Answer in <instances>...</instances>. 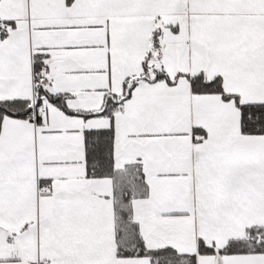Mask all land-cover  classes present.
Wrapping results in <instances>:
<instances>
[{"label": "snow or ice", "instance_id": "1", "mask_svg": "<svg viewBox=\"0 0 264 264\" xmlns=\"http://www.w3.org/2000/svg\"><path fill=\"white\" fill-rule=\"evenodd\" d=\"M0 264H264V0H0Z\"/></svg>", "mask_w": 264, "mask_h": 264}]
</instances>
